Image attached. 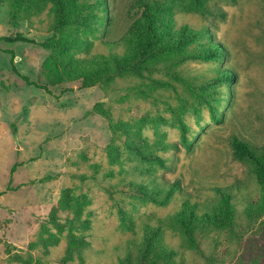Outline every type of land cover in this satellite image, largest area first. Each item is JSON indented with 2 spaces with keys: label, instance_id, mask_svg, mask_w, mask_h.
Wrapping results in <instances>:
<instances>
[{
  "label": "rangeland",
  "instance_id": "obj_1",
  "mask_svg": "<svg viewBox=\"0 0 264 264\" xmlns=\"http://www.w3.org/2000/svg\"><path fill=\"white\" fill-rule=\"evenodd\" d=\"M138 1L107 0L113 39L141 15ZM151 1L167 11L165 36L174 40L145 57L142 76L109 85L69 73L72 58L110 55L102 34H89L88 45L63 36L62 47L47 48L41 43L58 38L52 3L41 11L0 3V191L9 186L0 196V264H118L128 248L137 253L146 224L159 225L185 198L209 210L216 187H232L234 225L198 234L191 248L183 230L161 224L174 264H264V187L230 143L264 146V0H208L214 15L185 10L183 0ZM185 25L209 30L222 57L178 56L209 41L182 36ZM16 36L32 41L5 39ZM50 58L58 65L44 69ZM144 140L178 144L151 147L167 169L132 153ZM154 176L178 181L172 197L155 201L131 183Z\"/></svg>",
  "mask_w": 264,
  "mask_h": 264
},
{
  "label": "trees",
  "instance_id": "obj_2",
  "mask_svg": "<svg viewBox=\"0 0 264 264\" xmlns=\"http://www.w3.org/2000/svg\"><path fill=\"white\" fill-rule=\"evenodd\" d=\"M208 0H183L185 10L200 12L202 15H214L215 12L209 8ZM9 3L14 8H22L25 10L33 9L36 11L43 10L48 3H52L51 11L55 16L54 29L58 33V38L55 42H42L41 45L47 48H60L64 38L72 36L73 42L79 45H88L92 40L89 34L96 36L102 34L104 36L103 44L107 45L112 51L110 55H91L80 58H72V68L69 73L71 77L83 78L84 85H90L95 82H100L101 85H109L115 77H121L126 74L142 76L143 69H149L148 60L145 58L155 57L156 49L160 50L164 46L169 48V42L174 38L165 36L166 30H169L167 11L162 10L160 5L151 0H139L138 4L141 7V15L133 20L128 28V32L117 39L111 37L110 14L108 13L107 0H0V3ZM99 12H103L104 16H100ZM218 15H223L218 12ZM95 17V20L92 18ZM78 19V24L71 27L70 24ZM164 30V31H163ZM181 35L187 38H204L209 39L208 44L196 51L183 53L182 49L177 50L178 56L185 58L186 56L195 57L197 59H205L224 54L220 45L216 41V37L207 29H194L190 26L182 27ZM62 36V40H61ZM7 41L26 40L32 41L21 36L5 37ZM182 38H180L181 40ZM90 40V41H89ZM122 46L123 53L113 52L116 48ZM184 51V50H183ZM74 60V61H73ZM58 65L53 58L48 59L44 64V69H51ZM52 66V67H51ZM232 75V74H230ZM21 77L28 83L34 85L25 75ZM230 77V76H228ZM228 79H231L228 78ZM159 80H153L158 83ZM160 83V82H159ZM94 109L98 112H104L102 103H97ZM231 147L233 156L236 159H247L251 161L252 171L256 180L264 187V146L257 148L249 143L243 142L237 137H232ZM155 146L161 150L178 149L177 143H169L163 140H155L150 143L144 140L142 143L133 144L132 153L142 162H147L151 166L167 169L166 158L155 153L151 147ZM117 159V155L113 157ZM17 164H13L10 169V175L14 173ZM141 171V170H140ZM148 171H152L151 167ZM150 175V174H149ZM145 195H153L156 201L157 197L166 195L167 198L172 197L173 191L178 187V181L170 182L166 178L158 181L156 176L152 178L150 184L144 182H131ZM9 187V186H8ZM0 191V196L8 190ZM215 191L218 194L219 200L212 205L209 210L199 212L197 203H190L188 198H185L182 206L169 214L165 219L159 220V225L153 226L146 224L143 242L137 246V253H134V248H128L124 256L118 258V264H174L177 251L174 247L163 242V229L161 224L170 228L183 230L186 235V244L188 247L197 246L198 234H205L212 230L231 228L234 225L235 206L231 202L232 187H216ZM122 223L125 225L127 221L122 215ZM73 229H70L72 233ZM72 241L80 244V236L71 234ZM82 239V238H81ZM68 255L63 260L70 259ZM138 261V262H137Z\"/></svg>",
  "mask_w": 264,
  "mask_h": 264
}]
</instances>
